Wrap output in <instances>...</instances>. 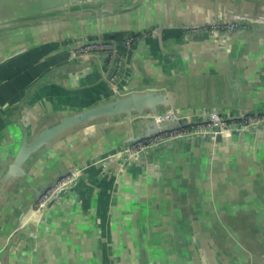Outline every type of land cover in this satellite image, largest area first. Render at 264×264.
I'll list each match as a JSON object with an SVG mask.
<instances>
[{"label": "water", "instance_id": "water-1", "mask_svg": "<svg viewBox=\"0 0 264 264\" xmlns=\"http://www.w3.org/2000/svg\"><path fill=\"white\" fill-rule=\"evenodd\" d=\"M125 5L114 16L105 10L107 14L100 27L90 24L81 27L74 22L78 19L75 12L67 15L74 23L72 27L88 28L87 33H74L71 40L89 36L109 41L116 32L120 34L116 38L119 45L117 50L82 55L74 49L87 42L64 47L63 41L55 51H65L72 59L81 61L97 59L101 67L111 55L115 59L120 52L126 56V73L115 88L111 73L106 74L109 99L72 111L57 121L48 114L30 129L23 128L16 151L1 158L0 264H28L21 259L18 263L12 261L17 257L12 252L21 251L25 246L21 245L23 236L35 238L37 227L51 219L52 211L67 203L70 195H76L81 205H87L86 189L97 191L98 180L102 186L97 196L101 218H97L96 229L90 227L85 239L77 243L84 259L78 253L68 258L65 249L60 253L59 264H264V224L260 227L264 223V121L226 127L201 126L210 112L232 119L237 114L258 113L262 109L236 105L232 107L236 112L233 115L229 107L220 106L182 112L176 102L179 93L161 80L167 79V74L155 82L132 86L137 74L145 75V72L140 70L136 74L131 57L149 39H156L162 45L163 26L148 25L135 14H127L134 8ZM243 19L248 22V29L224 33L252 31L258 25L264 27L263 16L243 12H231L194 26ZM36 21L28 18L0 24V31L3 28L4 34L12 36L17 24L25 26ZM192 25L179 27L181 30ZM147 31L151 33L149 36L137 40L130 49L124 47V37ZM217 33L222 32L197 37H212ZM33 34L29 30L23 39L14 38L9 42L8 47L2 44L0 62L48 41H37ZM79 68L68 65L54 68L26 89V94L33 87L47 84L59 73H76ZM188 126L196 128L162 138L139 150L131 149L135 142ZM81 127L96 130L90 132L84 143L74 141L67 150L61 149L58 156L32 162L46 149L44 146L50 148L56 138H65ZM68 173L73 178L40 201ZM130 179L136 183L133 188L129 186ZM101 202L104 211L100 212ZM67 229L71 234V229ZM30 264L47 262L34 259Z\"/></svg>", "mask_w": 264, "mask_h": 264}, {"label": "crops", "instance_id": "crops-1", "mask_svg": "<svg viewBox=\"0 0 264 264\" xmlns=\"http://www.w3.org/2000/svg\"><path fill=\"white\" fill-rule=\"evenodd\" d=\"M124 4L134 8L127 14H135L148 25L163 26L162 45L156 39H149L131 57L136 74L140 70L145 72V75L137 74L132 86L155 82L167 74L168 78L161 80L179 93L176 102L182 112L220 106L229 107L233 115L236 112L232 107L236 105L264 109L263 26L258 25L252 31L217 33L212 37L191 39H187L179 27L218 19L231 12L255 13L264 17V0H0V24L22 21L38 14L43 16L34 23L14 27L12 36L0 33L1 47L2 44L8 47L14 38L23 39V34L29 30L37 41L48 40L11 60L0 62V164L2 157L7 158L9 152L14 153L18 148L22 129L26 126L30 129L39 118L52 114L57 121L72 111L110 98V91L101 79V61L94 58L76 60L65 51L55 50L60 49L62 42L74 33L79 35L88 31V28L72 27L74 23L67 19L68 13L78 15L74 22L81 27L89 24L100 27L105 10L114 16ZM113 34L120 36L116 32ZM0 55H3L2 51ZM64 65L81 68L76 73H59L47 84L33 87L26 94L28 88L45 73ZM25 95V102L20 104ZM95 130L81 127L65 138H56L50 148L44 146L46 151L36 153L34 156L37 158L32 162H43L48 156H56L74 141L84 143L90 132ZM262 143L264 145V141ZM129 181V186H136L135 181ZM97 185V191L86 189L88 194L84 202L87 205H81L76 195H70L67 203L52 211L51 219L37 227L35 238L31 240L23 236L21 245L25 246L19 253L16 250L12 252L13 256L17 254L16 260L12 261L18 263L17 260L21 259L30 264L35 259L59 264L60 253L65 249L68 258L78 253L84 259L77 243L85 239L90 227L96 229L97 218H101L97 207V196L102 191L99 180ZM101 201L106 203L105 199ZM102 202L100 212L104 211ZM67 228L71 229V234ZM96 240L98 243V235Z\"/></svg>", "mask_w": 264, "mask_h": 264}, {"label": "built area", "instance_id": "built-area-1", "mask_svg": "<svg viewBox=\"0 0 264 264\" xmlns=\"http://www.w3.org/2000/svg\"><path fill=\"white\" fill-rule=\"evenodd\" d=\"M248 28H249V24L244 19L241 21L240 20H238V21L221 20L218 22H213V23L209 22V23H204V24L195 25V26L190 27V29H194V30L201 29L202 31H204V32L199 31V33H197L198 36L204 35V34L215 33L217 31L224 33V32H229V31H234V30H239V29H248ZM150 34L151 33L149 31L143 32L140 34L141 37L138 38L137 40L145 38L147 35L149 36ZM127 37H128V35H127ZM193 37H197V36H193ZM137 40H135L132 43L134 44ZM110 44L113 45V46H111L112 49L110 48L111 50L107 49V47H109ZM131 46L126 45L125 40H124V47L125 48L130 49ZM94 49L113 51V50H117V46L115 45L114 40H111V41L105 40V41H102L101 43L97 42V41H93V42H88V43L82 45L81 47H79L77 49V54H82L84 52H89V53L96 52L97 50H94ZM98 51H100V50H98ZM118 55H120V59L118 61L116 60L115 67L110 74L111 81L114 82V88L117 85L116 83L118 81L122 80L121 78H123V76L126 73V62H125L126 56L120 52H117V56ZM171 116L172 115H168V117H171ZM233 117L234 118H232V119H228L225 117H221L216 112H210L207 114V120L205 122H203L201 124V126H212L214 124H221L224 127H226L228 125H234V124L248 125L249 123H251L253 121H264V111H261L258 113H252V112L246 113L243 116H239L237 114ZM195 128H196V126H188V127L178 128V129H172L168 132H163V133L154 135L152 137H149L147 139H143V140H140L138 142H135L134 144L131 145V149L139 150L143 146L150 144L152 142L158 141L162 138L169 137V136L176 135V134H180V133H184V132L190 131V130L195 129ZM71 178H73V175L71 173L64 175L62 178H60L52 187H50L42 195V197L40 198V201H43V200L49 198L56 191V189L58 187L65 184L66 182H68Z\"/></svg>", "mask_w": 264, "mask_h": 264}, {"label": "flooded vegetation", "instance_id": "flooded-vegetation-1", "mask_svg": "<svg viewBox=\"0 0 264 264\" xmlns=\"http://www.w3.org/2000/svg\"><path fill=\"white\" fill-rule=\"evenodd\" d=\"M83 7H84V5H83ZM40 17H42V14H38V16L37 15H35V16H32L31 17V20L33 19V20H38ZM17 26H20V24H17L16 26H14V27H17ZM192 26H194V24L192 25ZM190 27L191 26H185V27H183L182 29H181V31H182V33L185 35V36H198L197 35V33H199V31H202L201 29H198V30H194V29H190ZM16 29V28H15ZM202 32H204V31H202ZM0 33L1 34H4L5 33V31L3 30V28L1 29V31H0ZM205 35V34H204ZM200 36H202V35H200ZM132 37V38H131ZM141 37V35L140 34H137V33H134V34H130V35H128V37L126 36V37H124L123 39L125 40V43H126V45H128V46H131L133 43L132 42H134L135 40H137L138 38H140ZM117 38V36L116 35H111L110 37H109V41H111V40H116V42H115V45L116 46H118L119 45V40H117L116 39ZM93 42V41H97V42H102V41H105L104 40V38H97V37H95V38H89V36H85V37H76V38H74L73 40H71V38H67V39H65L64 40V47H66V46H69V45H75V44H77V43H79V42ZM109 44V43H108ZM111 46H113L112 44H110V46L109 47H107V49H110L111 48ZM78 49V48H77ZM77 49H74V52L77 54ZM112 49V48H111ZM110 49V50H111ZM94 50H97L96 52H102V51H109V50H102V49H94ZM98 50H100V51H98ZM89 52H84V53H82V55H84V54H88ZM93 53H95V52H93ZM69 55V54H68ZM120 59V55H118L115 59H112V55L110 56V58L107 60V62H106V64L104 65V66H102L101 67V69H100V74H101V79H102V81L106 84V82L108 83V81H107V79H105L106 78V74H108L109 75V73H111L112 71H113V69H114V67H115V64H116V60L118 61ZM120 81H122V80H120ZM109 84V83H108ZM109 88H110V85H109ZM114 88V87H113ZM112 88V89H113ZM112 93V92H111Z\"/></svg>", "mask_w": 264, "mask_h": 264}]
</instances>
